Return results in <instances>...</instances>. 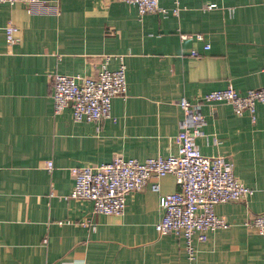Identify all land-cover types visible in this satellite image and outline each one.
<instances>
[{
	"label": "crops",
	"instance_id": "0c3cea01",
	"mask_svg": "<svg viewBox=\"0 0 264 264\" xmlns=\"http://www.w3.org/2000/svg\"><path fill=\"white\" fill-rule=\"evenodd\" d=\"M119 55L127 90L112 98L111 118L75 121L71 106L54 113L53 73L95 75L116 69ZM228 85L242 94L264 85V0H181L167 15H140L123 0L0 3V264H264V235L246 224L264 212V103L254 118L228 103L201 105L200 151L230 159L253 194L215 205L229 226L195 238L193 258L182 235L155 227L160 195L179 189L173 173L129 194L122 215L70 197L72 167L175 154L180 98ZM87 218L95 229L81 224Z\"/></svg>",
	"mask_w": 264,
	"mask_h": 264
},
{
	"label": "built area",
	"instance_id": "2783aa9c",
	"mask_svg": "<svg viewBox=\"0 0 264 264\" xmlns=\"http://www.w3.org/2000/svg\"><path fill=\"white\" fill-rule=\"evenodd\" d=\"M123 1L135 5L140 15H167L169 12L179 14L181 0H175L176 5L171 10L162 5L160 0ZM16 2L35 9L42 6L43 0H0V3L8 4ZM215 5L209 3L208 7ZM17 31V25L9 21L5 30L8 46L19 41ZM181 36L184 38L188 35ZM197 38L202 39L203 35L198 33ZM209 48L210 44L206 43L205 49ZM192 54L199 56L197 50L192 51ZM119 60L116 69H110L104 64L95 75L53 73L54 113H61L71 106L75 121L100 122L111 118L112 98L125 95L127 90V66L122 55H119ZM259 102L264 103V85L251 88L244 94L228 85L204 93L196 101L180 98L178 103L184 117L176 135L178 149L175 154L151 156L145 160L118 155L108 162L72 167L74 187L70 197L91 201L95 213L122 215L129 194L143 189L152 177L159 179L167 173H173L179 189L160 195L163 215L155 227L160 234L182 235L186 242L185 249L189 257L193 258L195 238L205 241L209 231L229 226L226 218L216 213L215 205L234 200L248 203L253 194V189L235 175L234 164L230 159L221 155H206L200 151L196 139L201 135L199 124L204 118L201 105L228 103L236 114L248 112L254 118L256 104ZM46 165L51 169L52 159ZM152 187L158 189V182H153ZM81 224L96 228L91 218ZM246 224L264 235V212L255 214Z\"/></svg>",
	"mask_w": 264,
	"mask_h": 264
}]
</instances>
